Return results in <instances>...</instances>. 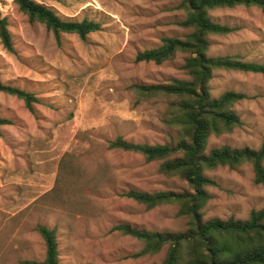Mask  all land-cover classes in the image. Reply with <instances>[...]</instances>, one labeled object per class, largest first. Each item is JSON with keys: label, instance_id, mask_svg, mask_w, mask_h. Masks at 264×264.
<instances>
[{"label": "rangeland", "instance_id": "374dc122", "mask_svg": "<svg viewBox=\"0 0 264 264\" xmlns=\"http://www.w3.org/2000/svg\"><path fill=\"white\" fill-rule=\"evenodd\" d=\"M64 20H95L102 30L83 40L58 37L31 22L15 3L0 0L14 53L0 39L4 84L33 93L30 111L23 100L0 92V264L42 262L46 246L37 231L54 229L60 264H162L167 249L139 255L143 243L113 228L130 224L154 232H184L188 219L179 207L147 209L122 196L129 190L148 193L189 190L180 177L160 172L161 162L112 150L109 141L157 145L176 137L164 124L165 104L141 98L135 84L189 79L181 69L185 55L162 65L138 63L139 52L157 48L165 38L191 32L178 24L187 18L179 0H60L45 2ZM212 17L235 31L210 37L209 56H238L264 64V11L238 6L217 9ZM217 98L227 91L248 98L235 105L242 126L213 136L208 151L229 146L258 150L264 142V73L215 71L210 83ZM216 185L205 220H246L264 208V186L255 183L246 163L237 169L206 172Z\"/></svg>", "mask_w": 264, "mask_h": 264}, {"label": "trees", "instance_id": "16d2710c", "mask_svg": "<svg viewBox=\"0 0 264 264\" xmlns=\"http://www.w3.org/2000/svg\"><path fill=\"white\" fill-rule=\"evenodd\" d=\"M60 0H15L19 9L31 22H38L55 33L76 34L85 40L88 35L102 30V23L84 19L64 20L45 2ZM187 18L178 25L190 29L184 38L169 37L162 45L141 51L135 61L162 65L185 55L181 69L189 79H171L167 83L135 84L132 89L147 100L165 104L164 124L176 132V137L165 144L133 143L118 137L109 141V148L139 154L147 162H161L160 172L167 177H180L189 190L148 193L129 190L122 193L147 209L164 205L179 207L178 215L188 219L184 232H154L130 224L113 228L143 243L139 255H157L167 249L162 264H264V208L253 210L248 219L230 217L226 220H205L203 213L211 199L208 187L216 183L206 174L218 167L237 169L249 163L254 170L255 183L264 186V142L260 149L223 146L208 151L211 137H220L242 126L235 105L248 98L245 93L227 91L214 98L210 83L215 71L264 73V64L244 62L238 56L211 57L210 37L228 35L235 31L212 17L217 9L238 6L258 7L264 11V0H179ZM0 39L4 48L14 53L8 21L0 15ZM0 92L23 100L33 112L37 97L24 89L4 84ZM11 121L0 116V128ZM1 134V133H0ZM46 246L42 262L23 261L21 264H60L57 233L44 225L37 228Z\"/></svg>", "mask_w": 264, "mask_h": 264}]
</instances>
